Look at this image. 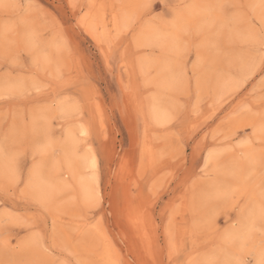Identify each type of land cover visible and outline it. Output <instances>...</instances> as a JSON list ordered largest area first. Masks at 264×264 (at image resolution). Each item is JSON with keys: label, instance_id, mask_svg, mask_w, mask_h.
<instances>
[{"label": "rangeland", "instance_id": "374dc122", "mask_svg": "<svg viewBox=\"0 0 264 264\" xmlns=\"http://www.w3.org/2000/svg\"><path fill=\"white\" fill-rule=\"evenodd\" d=\"M261 261L264 0H0V264Z\"/></svg>", "mask_w": 264, "mask_h": 264}, {"label": "snow or ice", "instance_id": "6c2138e0", "mask_svg": "<svg viewBox=\"0 0 264 264\" xmlns=\"http://www.w3.org/2000/svg\"><path fill=\"white\" fill-rule=\"evenodd\" d=\"M3 7H11V5H2ZM260 264H264V261H261Z\"/></svg>", "mask_w": 264, "mask_h": 264}, {"label": "bare ground", "instance_id": "6f19581e", "mask_svg": "<svg viewBox=\"0 0 264 264\" xmlns=\"http://www.w3.org/2000/svg\"><path fill=\"white\" fill-rule=\"evenodd\" d=\"M241 231V230H240Z\"/></svg>", "mask_w": 264, "mask_h": 264}]
</instances>
